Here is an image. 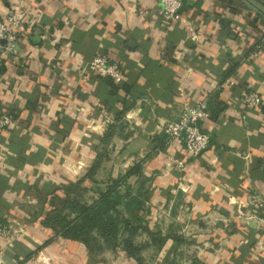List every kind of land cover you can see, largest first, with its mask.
<instances>
[{
  "label": "crops",
  "instance_id": "obj_1",
  "mask_svg": "<svg viewBox=\"0 0 264 264\" xmlns=\"http://www.w3.org/2000/svg\"><path fill=\"white\" fill-rule=\"evenodd\" d=\"M17 1L0 0V18ZM22 2L23 34L0 65V108L16 118L0 130V225L17 230L1 264H139L41 223L56 187L82 179L97 194L138 163L131 182L165 238L149 245L156 264H264V14L243 0H186L167 24L159 0ZM97 54L118 60L125 82L90 71ZM250 89L262 101L248 110ZM204 99L211 144L193 157L165 127Z\"/></svg>",
  "mask_w": 264,
  "mask_h": 264
},
{
  "label": "trees",
  "instance_id": "obj_2",
  "mask_svg": "<svg viewBox=\"0 0 264 264\" xmlns=\"http://www.w3.org/2000/svg\"><path fill=\"white\" fill-rule=\"evenodd\" d=\"M2 110L1 107L0 112ZM7 113L16 119L13 113ZM141 173L142 163H138L126 174L111 180L106 188H97L96 196L89 194L90 188L82 185V179L56 187L48 199L53 207L41 223L63 237L81 240L93 253L121 247L140 264L141 250L145 246L154 244L160 248L165 241L160 232L149 227L144 216L148 209L147 190L142 185L136 187L130 180ZM143 233L151 243L149 240L138 242V235Z\"/></svg>",
  "mask_w": 264,
  "mask_h": 264
},
{
  "label": "built area",
  "instance_id": "obj_3",
  "mask_svg": "<svg viewBox=\"0 0 264 264\" xmlns=\"http://www.w3.org/2000/svg\"><path fill=\"white\" fill-rule=\"evenodd\" d=\"M186 0H159V13L167 24L181 19V9ZM27 16V9L22 0H18L9 9L5 17L0 18V65L5 56L16 53V45L22 36L23 24ZM264 30V29H263ZM264 52V34L258 44ZM95 75L109 78L120 85L125 82L126 75L122 64L112 60L106 54L95 55L87 64ZM262 101L261 95L250 89L243 97L244 107L248 110L255 108ZM211 116L209 102L204 99L195 104L185 102L184 109L177 119L170 121L165 127V134L170 143L179 141L183 144L188 155L200 156L211 144V135L204 130L203 122ZM16 120L5 110L0 112V130L14 127ZM176 163L182 166L183 160ZM17 233L12 224L0 225V264L4 263L3 249L10 238ZM198 264H204L199 262Z\"/></svg>",
  "mask_w": 264,
  "mask_h": 264
},
{
  "label": "rangeland",
  "instance_id": "obj_4",
  "mask_svg": "<svg viewBox=\"0 0 264 264\" xmlns=\"http://www.w3.org/2000/svg\"><path fill=\"white\" fill-rule=\"evenodd\" d=\"M131 180V179H130ZM132 181V180H131ZM89 194H93L96 195L95 192L93 193V191H89ZM149 239V237L147 236V234L143 233L138 235V242H140V244H142L145 240ZM142 242V243H141ZM150 245V244H149ZM149 245L145 246L142 250H141V258H142V262L140 264H156V258H155V251L150 250L149 249ZM121 250L122 248L119 247ZM118 248V249H119ZM199 263V262H198ZM197 263V264H198ZM183 264H188L187 261H184Z\"/></svg>",
  "mask_w": 264,
  "mask_h": 264
},
{
  "label": "water",
  "instance_id": "obj_5",
  "mask_svg": "<svg viewBox=\"0 0 264 264\" xmlns=\"http://www.w3.org/2000/svg\"><path fill=\"white\" fill-rule=\"evenodd\" d=\"M243 1L246 2L248 5L252 6L253 8H255L260 13L264 14V9L260 7L254 0H243Z\"/></svg>",
  "mask_w": 264,
  "mask_h": 264
}]
</instances>
